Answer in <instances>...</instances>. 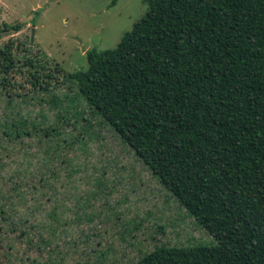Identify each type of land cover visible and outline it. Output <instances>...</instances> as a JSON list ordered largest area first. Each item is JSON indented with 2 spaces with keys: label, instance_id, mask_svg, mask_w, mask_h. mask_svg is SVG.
I'll return each mask as SVG.
<instances>
[{
  "label": "trees",
  "instance_id": "trees-1",
  "mask_svg": "<svg viewBox=\"0 0 264 264\" xmlns=\"http://www.w3.org/2000/svg\"><path fill=\"white\" fill-rule=\"evenodd\" d=\"M145 2L146 14L114 49L89 50L87 69L64 79L216 245L161 243L132 264H264V0ZM19 28L4 25L0 39ZM15 68L8 41L0 91ZM35 74L33 88L49 92L51 75ZM2 99L0 234L40 251L58 240L61 219L51 211L41 223L29 201L58 180L50 166L88 127L69 140L77 125L68 117L43 126L21 115L10 90ZM74 117L89 126L82 113ZM18 262L34 263L27 251Z\"/></svg>",
  "mask_w": 264,
  "mask_h": 264
},
{
  "label": "rangeland",
  "instance_id": "rangeland-1",
  "mask_svg": "<svg viewBox=\"0 0 264 264\" xmlns=\"http://www.w3.org/2000/svg\"><path fill=\"white\" fill-rule=\"evenodd\" d=\"M112 1L0 0V29L20 26L0 39V48L12 41L16 55V68L6 86L17 99L16 109L43 126L56 123L57 114L68 117L77 125L72 135L66 133L69 140L88 127L82 140H73L72 150H65L62 159L50 166L58 180L50 178L48 183L57 194L46 187L28 204L41 223L49 221L51 211L58 214V240L49 248L28 251L20 239L2 233L0 264H19V255L25 251L34 261L30 264H132L161 243L216 245L117 133L91 114L76 86L64 79L66 74L87 69L89 50L114 49L148 10L145 0H118L110 6ZM28 61L32 66L25 64ZM41 70L51 75L45 80L51 83L47 93L31 84V74L40 76ZM6 89L0 91V115ZM76 111L85 115L89 126L74 117Z\"/></svg>",
  "mask_w": 264,
  "mask_h": 264
}]
</instances>
